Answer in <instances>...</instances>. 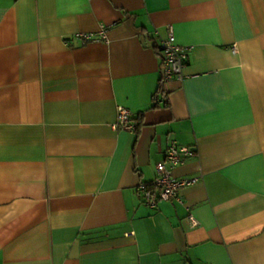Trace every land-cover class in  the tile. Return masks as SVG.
I'll return each mask as SVG.
<instances>
[{"label":"crops","instance_id":"obj_1","mask_svg":"<svg viewBox=\"0 0 264 264\" xmlns=\"http://www.w3.org/2000/svg\"><path fill=\"white\" fill-rule=\"evenodd\" d=\"M0 264H264V0H0Z\"/></svg>","mask_w":264,"mask_h":264},{"label":"built area","instance_id":"obj_2","mask_svg":"<svg viewBox=\"0 0 264 264\" xmlns=\"http://www.w3.org/2000/svg\"><path fill=\"white\" fill-rule=\"evenodd\" d=\"M156 34H160L159 30H155ZM101 37L106 38V29L99 31ZM159 47L163 53V80L171 78L182 79L184 77V66L186 65L190 46H184L176 41L174 30L171 25L167 27V35L160 39ZM132 111L124 106L118 109L117 121L115 127L125 126L135 130L138 127L139 120L133 118ZM194 150L188 145L180 144L172 141L164 160L156 165V175L149 182H141L138 186L142 194L143 201L150 205L156 206L160 200L176 198L182 201L179 190L183 186L192 184L199 180L202 175H194L191 177H178L174 174V167L183 163L185 159L192 155ZM192 225H197V218L190 213L188 215Z\"/></svg>","mask_w":264,"mask_h":264},{"label":"trees","instance_id":"obj_3","mask_svg":"<svg viewBox=\"0 0 264 264\" xmlns=\"http://www.w3.org/2000/svg\"><path fill=\"white\" fill-rule=\"evenodd\" d=\"M163 89H162V86L160 85V87H159V90L158 91H162Z\"/></svg>","mask_w":264,"mask_h":264}]
</instances>
